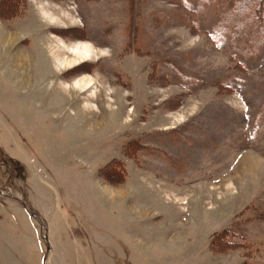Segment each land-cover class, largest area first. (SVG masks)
Returning a JSON list of instances; mask_svg holds the SVG:
<instances>
[{
	"label": "rangeland",
	"instance_id": "obj_1",
	"mask_svg": "<svg viewBox=\"0 0 264 264\" xmlns=\"http://www.w3.org/2000/svg\"><path fill=\"white\" fill-rule=\"evenodd\" d=\"M22 1L0 13V264H264L258 0Z\"/></svg>",
	"mask_w": 264,
	"mask_h": 264
},
{
	"label": "trees",
	"instance_id": "obj_2",
	"mask_svg": "<svg viewBox=\"0 0 264 264\" xmlns=\"http://www.w3.org/2000/svg\"><path fill=\"white\" fill-rule=\"evenodd\" d=\"M25 3L22 0H0V13L2 16L11 13V15L19 14L24 7ZM264 9V0L257 1V11L260 13ZM11 11V12H10ZM223 234H220V236ZM219 235L215 236L218 238ZM214 241V242H215ZM213 242L214 248H218V246Z\"/></svg>",
	"mask_w": 264,
	"mask_h": 264
},
{
	"label": "water",
	"instance_id": "obj_3",
	"mask_svg": "<svg viewBox=\"0 0 264 264\" xmlns=\"http://www.w3.org/2000/svg\"><path fill=\"white\" fill-rule=\"evenodd\" d=\"M17 199L20 201V203L22 204V206L25 208V210H26L31 216L37 218V216H36V214H35L34 212H31V211H29V210L27 209L25 203H24L21 199H19V198H17ZM41 225H43V224L41 223ZM43 237H44L45 239L48 240L47 235H43ZM49 250H50V244H49V242H48L47 252H46L45 257H44V262H45V260L47 259V255H48Z\"/></svg>",
	"mask_w": 264,
	"mask_h": 264
},
{
	"label": "bare ground",
	"instance_id": "obj_4",
	"mask_svg": "<svg viewBox=\"0 0 264 264\" xmlns=\"http://www.w3.org/2000/svg\"><path fill=\"white\" fill-rule=\"evenodd\" d=\"M86 48H87V47H85L84 50L88 53L89 50H87ZM81 49H82V48H81ZM85 51H84V52H85ZM84 52H83V53H84Z\"/></svg>",
	"mask_w": 264,
	"mask_h": 264
}]
</instances>
